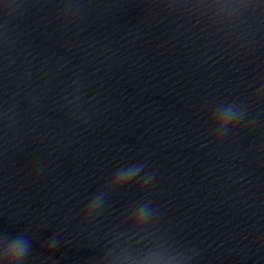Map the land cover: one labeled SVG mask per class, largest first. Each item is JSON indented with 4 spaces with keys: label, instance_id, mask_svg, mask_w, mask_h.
Wrapping results in <instances>:
<instances>
[{
    "label": "water",
    "instance_id": "95a60500",
    "mask_svg": "<svg viewBox=\"0 0 264 264\" xmlns=\"http://www.w3.org/2000/svg\"><path fill=\"white\" fill-rule=\"evenodd\" d=\"M248 4L0 0V264H211Z\"/></svg>",
    "mask_w": 264,
    "mask_h": 264
},
{
    "label": "clouds",
    "instance_id": "9594fccd",
    "mask_svg": "<svg viewBox=\"0 0 264 264\" xmlns=\"http://www.w3.org/2000/svg\"><path fill=\"white\" fill-rule=\"evenodd\" d=\"M129 180L132 179L135 175V169L128 170ZM151 179V177H150ZM141 211H144L142 207ZM51 247H55V242L52 243ZM29 245L22 237H17L12 240L10 248L7 250V256L9 257V264H18L19 260L26 255L28 252Z\"/></svg>",
    "mask_w": 264,
    "mask_h": 264
}]
</instances>
